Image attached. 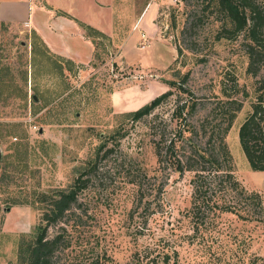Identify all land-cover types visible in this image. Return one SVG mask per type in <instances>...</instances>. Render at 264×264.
I'll list each match as a JSON object with an SVG mask.
<instances>
[{
  "label": "rangeland",
  "instance_id": "obj_1",
  "mask_svg": "<svg viewBox=\"0 0 264 264\" xmlns=\"http://www.w3.org/2000/svg\"><path fill=\"white\" fill-rule=\"evenodd\" d=\"M113 7V37L96 40V58L80 70L63 68L33 32L0 33V188L8 192L0 199L22 202L3 215L0 264L17 261L19 240L39 224L36 194L67 189L83 171L87 188L74 215L49 229L63 227L69 243L57 264H165V254L166 264H264V227L217 211L191 218L193 174L175 172L172 157L159 165L155 154L158 146L165 159L169 142L192 130L204 145L222 127L225 102L242 101L225 142L234 176L264 202V172L250 169L238 140L264 71L246 73L240 38L216 43L211 22L192 26L196 0H113ZM167 91L149 116L128 117ZM184 103H195L185 121L174 114Z\"/></svg>",
  "mask_w": 264,
  "mask_h": 264
},
{
  "label": "trees",
  "instance_id": "obj_2",
  "mask_svg": "<svg viewBox=\"0 0 264 264\" xmlns=\"http://www.w3.org/2000/svg\"><path fill=\"white\" fill-rule=\"evenodd\" d=\"M197 14H192V26L197 22L201 24L211 22L213 26L211 36L213 42L236 41L240 38L243 53L247 58L246 73L252 77L264 71V0H196ZM191 26V27H192ZM170 87L174 86L169 82ZM183 92V91H182ZM243 98L249 97L246 91ZM224 97L228 98L225 90ZM172 95L167 91L155 97L150 103L130 113L128 117L132 121H139L149 116L163 101ZM254 101L250 104V112L246 115L238 129V140L241 150L252 171L264 172V83L259 81L255 87ZM225 110L222 127L216 135L210 136L204 145L201 144L194 130L191 132L194 139L179 137L181 142L171 140L162 157L161 149L155 148V154L159 165L167 163L166 158L172 157L171 166L175 172L193 174L191 184L193 187L192 206L188 213L193 217L206 219L212 211L219 213H231L239 220L255 222L264 227V202L260 193L247 191L233 174L232 158L225 142V138L231 129L237 113L242 109L243 102L229 100L225 102ZM185 107L190 115L195 103L188 106L184 103L178 105L174 114L183 117ZM181 135V131L178 132ZM213 137L215 139H213ZM179 144V145H178ZM105 145L99 146L100 152ZM179 146V147H178ZM92 167L88 169L91 171ZM89 173L81 172L67 189L39 192L34 203L38 204L42 214L39 224L35 227L31 238L22 237L18 243L17 261L8 264H57V253L69 245L64 239V228L53 235L49 234L51 227L66 224L72 209L77 203L78 195L87 188ZM2 193H8L7 189L0 188ZM21 201H13L12 196L3 195L0 199V225L3 223V215L13 205L21 204ZM160 256V254H157ZM176 256V253H174ZM137 253L132 255V259ZM173 258V257H172ZM166 264L171 257L165 254L162 257Z\"/></svg>",
  "mask_w": 264,
  "mask_h": 264
},
{
  "label": "crops",
  "instance_id": "obj_3",
  "mask_svg": "<svg viewBox=\"0 0 264 264\" xmlns=\"http://www.w3.org/2000/svg\"><path fill=\"white\" fill-rule=\"evenodd\" d=\"M149 20L143 24L151 35ZM4 30L33 32L63 68L68 64L80 70L96 58V40L113 37V0H0V33ZM138 35L131 30L129 38Z\"/></svg>",
  "mask_w": 264,
  "mask_h": 264
},
{
  "label": "built area",
  "instance_id": "obj_4",
  "mask_svg": "<svg viewBox=\"0 0 264 264\" xmlns=\"http://www.w3.org/2000/svg\"><path fill=\"white\" fill-rule=\"evenodd\" d=\"M142 38L144 39V36H142ZM142 46H144V45H142Z\"/></svg>",
  "mask_w": 264,
  "mask_h": 264
}]
</instances>
